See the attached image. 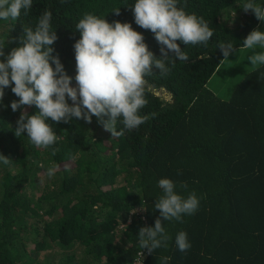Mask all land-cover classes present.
<instances>
[{"label":"trees","instance_id":"trees-1","mask_svg":"<svg viewBox=\"0 0 264 264\" xmlns=\"http://www.w3.org/2000/svg\"><path fill=\"white\" fill-rule=\"evenodd\" d=\"M243 2L178 0L186 13L203 17L214 35L207 47L177 41L189 60H177L167 76L154 69L145 78L150 90L140 115L149 119L122 135L112 136L95 116L91 123L49 119L59 136L53 155L50 148L35 147L26 133L15 136L22 111L31 116L38 109L13 112L10 105L19 100L11 91L14 84L4 89L0 155L11 162H0V264H130L143 250L139 229L154 227L160 216L154 203L162 195V178L171 179L185 198L194 191L199 208L183 222L162 220L170 237L167 247L147 253L143 264H161L162 257L168 264H264V65L248 71L229 99L208 85L224 61L217 44L240 48L259 23L241 9ZM134 3L33 0L26 15L22 10L17 20L0 19V43L7 56L21 46L24 27L34 29L49 11L57 35L52 54L77 87L74 44L80 34L75 26L85 13L110 24H131L148 50L161 57L154 34L134 22ZM255 3L264 7V0ZM156 88L171 98L163 99ZM121 127L118 122L116 130ZM50 167L57 169L51 178L46 175ZM185 182L186 190L180 187ZM180 231L191 244L187 252L175 244Z\"/></svg>","mask_w":264,"mask_h":264},{"label":"clouds","instance_id":"clouds-1","mask_svg":"<svg viewBox=\"0 0 264 264\" xmlns=\"http://www.w3.org/2000/svg\"><path fill=\"white\" fill-rule=\"evenodd\" d=\"M32 4L33 0H0V19L17 20L21 11L24 10L26 15ZM130 9L135 24L154 34L161 45V57L156 58L148 50L144 36L133 30L131 24H110L94 14L85 13L75 26L80 34V39L74 44L77 87L71 86L72 78L64 71L59 57L52 54L51 46L57 35L52 30L49 11L45 10L38 17L34 29L24 27L19 41L21 46L13 48L7 56L3 51L5 45L0 43V57H4L0 61V100L3 99L4 89L14 84L11 91L19 100L11 103L12 111L24 106L38 109L31 116L22 111L16 121V137L26 133L35 147L50 148L55 155L53 146L59 136L46 123L49 119L67 124L76 118L91 123L95 116L112 136L137 129L149 119L148 115H140V110L148 103L146 93L150 90L145 78L152 75L154 69L161 77L167 76L177 60H189L177 41L186 46L207 47L214 35V30L203 17L186 13L178 7V0H135ZM241 9L245 13L251 11L257 20L264 22V7L255 0H244ZM113 13L120 15V9ZM217 47L223 60L237 51L231 42H220ZM242 47L264 48V32L253 30ZM248 61L254 67L264 65V52L254 51ZM261 75L264 76V73ZM69 99L71 106L67 102ZM150 115L154 118L156 114ZM118 122L122 126L119 132L116 130ZM70 158L75 159V156L70 154ZM0 162L8 165L11 161L0 155ZM56 170V167L48 168L47 177H53ZM176 187L171 179L158 181L162 195L155 201L154 207L160 216L155 220L154 227H141L138 235L140 248L146 249L149 254L167 247L170 237L162 220L183 222V216L193 215L199 208L200 201L194 191L185 198L176 192ZM180 187L186 190L188 185L185 182ZM175 244L181 252H187L191 247L184 231L177 233ZM168 260V257H162L161 264H168Z\"/></svg>","mask_w":264,"mask_h":264},{"label":"rangeland","instance_id":"rangeland-1","mask_svg":"<svg viewBox=\"0 0 264 264\" xmlns=\"http://www.w3.org/2000/svg\"><path fill=\"white\" fill-rule=\"evenodd\" d=\"M253 30L264 32V22L259 21L258 25ZM236 50L237 51L232 54L229 59L222 62L221 69L217 71L208 84L209 87L223 99H229L234 87L248 71L254 68V66L249 63L248 57L253 54L254 51L264 52V48L259 47L255 49H243V47H240ZM155 91L156 94L166 100H169L172 96L171 93L163 88H156Z\"/></svg>","mask_w":264,"mask_h":264},{"label":"built area","instance_id":"built-area-1","mask_svg":"<svg viewBox=\"0 0 264 264\" xmlns=\"http://www.w3.org/2000/svg\"><path fill=\"white\" fill-rule=\"evenodd\" d=\"M144 250H140L138 251L137 253V256L135 257V259L130 263V264H143L144 263V260H145V257L147 256V251L143 252ZM143 253V255H142Z\"/></svg>","mask_w":264,"mask_h":264}]
</instances>
